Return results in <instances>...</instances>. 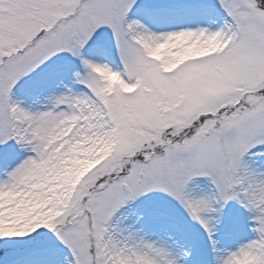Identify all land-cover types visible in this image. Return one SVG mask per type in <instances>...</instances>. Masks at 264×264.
Instances as JSON below:
<instances>
[{
  "label": "snow or ice",
  "instance_id": "6c2138e0",
  "mask_svg": "<svg viewBox=\"0 0 264 264\" xmlns=\"http://www.w3.org/2000/svg\"><path fill=\"white\" fill-rule=\"evenodd\" d=\"M0 264H264V0H0Z\"/></svg>",
  "mask_w": 264,
  "mask_h": 264
}]
</instances>
